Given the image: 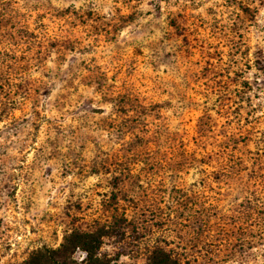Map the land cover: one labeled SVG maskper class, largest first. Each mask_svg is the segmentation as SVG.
<instances>
[{
  "label": "rangeland",
  "instance_id": "rangeland-1",
  "mask_svg": "<svg viewBox=\"0 0 264 264\" xmlns=\"http://www.w3.org/2000/svg\"><path fill=\"white\" fill-rule=\"evenodd\" d=\"M4 49L0 264L98 229L104 264H264V0H0Z\"/></svg>",
  "mask_w": 264,
  "mask_h": 264
},
{
  "label": "trees",
  "instance_id": "trees-1",
  "mask_svg": "<svg viewBox=\"0 0 264 264\" xmlns=\"http://www.w3.org/2000/svg\"><path fill=\"white\" fill-rule=\"evenodd\" d=\"M20 29H26L20 27ZM19 50V49H18ZM1 52V51H0ZM26 51L7 50L0 55V92L5 96L0 101V112L6 114L18 106L23 89L21 71L28 63ZM27 60V61H26ZM104 235L102 229L95 231L72 230L65 235L58 248L43 247L33 251L21 264H104L97 255ZM75 248L82 249L86 255L77 262L72 258ZM146 264H178L177 260L162 248H155L147 258Z\"/></svg>",
  "mask_w": 264,
  "mask_h": 264
}]
</instances>
